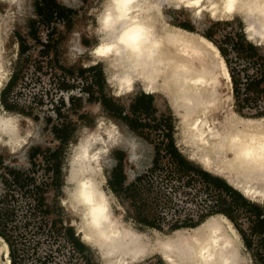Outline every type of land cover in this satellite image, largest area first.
<instances>
[{
	"label": "bare ground",
	"instance_id": "bare-ground-1",
	"mask_svg": "<svg viewBox=\"0 0 264 264\" xmlns=\"http://www.w3.org/2000/svg\"><path fill=\"white\" fill-rule=\"evenodd\" d=\"M21 1L0 0V91L8 75L7 28L16 20ZM165 8L183 9L193 22L222 21L239 11L246 38L255 45L264 43V0H100L88 32L74 31L70 39L77 51L86 52L87 63H102L106 87L113 95L138 85L157 103L171 106L184 154L216 168L243 192L256 187L257 197L264 198V132L260 131L264 122L244 120L238 126L232 115L224 125L216 122L219 106L230 108L233 97L226 61L204 34L170 25ZM107 17L112 19L101 26ZM85 34L92 37L90 46L77 40ZM129 35L136 39H127ZM120 125L98 118L93 128L80 134L67 156L61 205L97 262L146 264L148 253L164 264H250L242 239L225 215L207 219L191 234L180 229L164 234L155 228H148L149 233L122 217L102 175L111 146L122 142L129 158L137 155L134 139L124 135ZM22 128L19 113L0 109L1 148L10 153L21 150ZM19 156L23 158L21 152ZM0 264H10L8 244L1 236Z\"/></svg>",
	"mask_w": 264,
	"mask_h": 264
},
{
	"label": "rangeland",
	"instance_id": "rangeland-1",
	"mask_svg": "<svg viewBox=\"0 0 264 264\" xmlns=\"http://www.w3.org/2000/svg\"><path fill=\"white\" fill-rule=\"evenodd\" d=\"M99 1L56 0L61 6L74 10V13L63 11V15L58 14L48 25L36 13L35 3L41 2V0H22L16 20L12 21L7 28L5 48L9 76L7 75L4 79L1 88L6 85L13 74H17V76L5 98L0 95V109H5L4 101L19 108V112H15L20 114L23 127L21 133L24 132L25 140L21 145V150L17 152L10 153L11 150L8 151L6 147H0V198L4 196V199L0 200V211L8 212V215H3L0 220L10 230L17 264H99L93 251L81 242L74 227L70 225L69 218L61 205L67 156L80 134L93 128L98 118L107 117L112 122L121 124L120 126L124 128L122 133L128 134L134 139L137 154L135 158H129L127 148L122 142L111 146L106 158L108 164L106 172L105 170L102 172L106 188H108L107 180L110 172L117 164L123 173L124 184L133 181L137 175L152 167L153 158H156L155 144L162 141L160 132L163 130L162 127L157 128L158 130L155 132L152 130L151 133L138 130L136 122L122 117L116 111L111 113L102 106L98 100L101 90L96 88L98 80L101 79L95 77L96 72L104 70L102 63H87L86 52L77 51L74 48L75 43L70 37L75 36L74 31L80 29L88 32L87 28L93 20V10L99 5ZM164 13L167 15L170 25L180 27L184 25L201 34L207 33L225 49L227 48L225 44H230V40L227 38L239 33H242L244 38L249 41L244 32L245 20L239 11L226 20L200 19L197 22L189 20L183 9L165 8ZM31 23H34L35 36L40 43L28 33ZM17 32L25 39L27 45L25 54L19 52L18 40L15 36ZM49 34L50 37H48ZM77 40L85 46H90L93 42L92 37L86 34ZM44 44H47L48 47H44ZM53 48L55 55H53ZM255 48L261 59L255 58V53L239 47H236L237 53L230 49L226 51L234 74L238 76L236 78L243 79L242 81L248 78L254 94L261 90L255 85L253 79H256V73L264 68V43L255 45ZM54 60H57L58 63H55ZM91 65L94 66L89 68L88 66ZM60 66L65 69H61ZM66 69L71 70V73L66 72ZM79 70L84 72L82 76L78 74ZM103 75L104 79L100 82L103 85L102 93L113 99L108 102L113 103V108L127 109L140 94L148 93L135 85L131 88L132 91L115 96L106 87L104 71ZM148 96H151L150 104L146 105L149 112L155 114L156 117L165 118L167 122L163 124H170L172 138L182 158L195 167L205 169L211 175L226 180L247 200L259 205L264 214V198L257 197L256 187L243 192L216 168L211 165L205 166L184 154L181 141L175 135L177 133L176 120L171 106L165 101L157 103L151 94ZM257 105L262 109L264 107L263 100L257 101ZM251 110L244 108L240 113L233 93L230 108L225 104L219 106L217 114L219 117L216 122L224 125L226 124L224 119H228V116L232 115V118L236 117L240 122L237 124L238 126L242 124L241 121H246L245 123L248 124H256L260 121L262 124L264 116L243 115L249 111L253 112L254 107ZM260 123L258 124L261 125ZM260 131L264 132V127ZM60 138L65 141H61ZM35 148H38V151L33 153ZM20 152L23 154V158H20ZM30 158H34V165L31 164ZM53 158L61 161L60 175H56L52 170L55 161ZM158 158V165L149 175L153 185L160 188L159 196L157 194L156 197H159L161 203L156 205L155 209L158 216L163 218V221H160V231L168 234L180 229L191 234L207 219H212L211 217L214 219L216 214L217 216L221 214L209 215L206 207L211 200L213 201L221 195L226 200L228 204L226 206L234 218V222L228 219L239 239H242L240 232L246 235L249 246L247 247L243 240H241V245L244 253L249 257V263L264 264V224L254 222L256 218L254 209L232 199L222 191L215 190L211 184L203 182L201 178L191 172L178 173L167 155ZM3 177L7 181H3ZM5 182H7L6 185ZM40 185L44 187L45 205L42 206L37 205ZM254 189L256 192L253 191ZM116 199L119 203L117 211L122 213L125 220L131 222L138 229L152 232L147 226L137 222L128 199L118 196ZM165 201L167 203H164ZM199 214L208 216L195 226L175 229L169 226L168 222L176 217L190 220L187 223L190 225L196 222ZM71 233L74 236L73 242ZM77 240L83 245L81 246ZM146 262L147 264H162L156 255L146 256Z\"/></svg>",
	"mask_w": 264,
	"mask_h": 264
},
{
	"label": "trees",
	"instance_id": "trees-1",
	"mask_svg": "<svg viewBox=\"0 0 264 264\" xmlns=\"http://www.w3.org/2000/svg\"><path fill=\"white\" fill-rule=\"evenodd\" d=\"M36 7V13L39 18L43 20V22L47 23L48 25L53 21V19L56 18L58 14L63 15V11H66L67 13H74V10L70 8H66L64 6H61L56 2V0H41V2L35 3ZM62 10V11H61ZM188 30H193L192 28L181 26ZM29 35L35 37L34 39L39 42V39L35 36V29H34V23H31L30 29H29ZM204 36H206L208 39H210L212 42L215 43V45L220 50L221 54L223 55L232 79L233 84V93H234V99L236 102V106L241 113L244 108L246 110H250L254 107L253 112H246L243 113V115L246 116H264V107L261 109L259 105H257V101L260 102V100H263L264 103V68L261 69L259 73H256V79H253V82L257 87H260V91L256 92V94L253 93L251 86L249 85L250 82L248 78L239 79L236 78L238 76H235L233 68L231 66V61L227 58L226 51L228 49L234 50L236 53L238 52L236 47L242 48L248 52L255 53V58L259 57L255 45L251 42L247 41L242 33H239L237 35H234L233 37L227 38L230 40V44H225L227 47L226 49L223 48L221 44L213 40V38L207 34L203 33ZM17 40H18V49L21 54H25L27 51V45L25 42L24 37L20 33L15 34ZM51 35L49 34L48 37ZM40 43V42H39ZM44 47H48L47 44H44ZM233 51V52H234ZM53 55H55V50L53 48ZM261 59V58H260ZM55 63H58L57 60H54ZM94 65L88 66L89 68ZM61 69H65L62 66H60ZM68 73H71L69 69L65 70ZM96 72V70H93ZM84 72L82 70L78 71V74L80 76L83 75ZM17 74H13L9 80L7 81L6 85L1 89L0 95L5 98L6 93L10 90L12 85L14 84L16 80ZM96 78L101 79L98 80V84L96 85L97 90H101V96L98 98V100L101 102L102 106L110 111L111 113H114L116 111L117 114L121 115L122 117L127 118L130 121H134L137 123V129L141 131H149V133L152 132V130L155 132L159 129V127H162L163 130H160L161 132V138L162 141H158L155 144V157L153 158L152 167L148 168L145 172L137 175L133 181L124 184V176L123 173L120 170L119 165L117 164L114 168H112L109 178L107 180L108 188L112 191V193L115 196L128 199L130 202V205L132 207V211L135 215V218L138 223L147 226L148 228H155L160 230V221L163 219L162 217H159L157 214L156 205H159L161 201L159 200V197H156L157 194L159 196L160 188L156 185H153L152 180L150 178L149 173L152 172L156 166L158 165V160L160 156L167 155L171 163L174 165V169L178 172H191L202 179L203 182L207 184H211L215 190L222 191L224 194H227V196H231L232 199L240 201L242 204L249 206L250 208L254 209L255 211V220L254 222H260L261 224H264V214L262 212V209L259 205L254 204L247 200L237 189H235L232 185H230L226 180L219 176H213L211 175L207 170L195 167L194 165L190 164L187 160L182 158L180 153L178 152V149L174 143V140L172 138V132H171V126L170 124H163L167 122L165 118L162 117H156L155 114L150 113L149 109L146 105H149L151 100L148 96L150 94H140L135 100L129 105L127 109L123 108H113V103H108L109 101H113L111 97L106 96L104 93H102V87L103 85L100 84L102 82V79H104L103 71L101 70L99 72H96L95 75ZM250 81H252L250 79ZM98 91V93H99ZM108 97V98H107ZM4 107L5 110L15 112H19V108H17L14 104L7 103L4 101ZM158 128V129H157ZM61 141H65V139L60 138ZM35 151H38V148H35L33 150V153ZM55 159L52 170L56 175H60L61 169V161ZM34 158H30L31 164L34 165L35 162L33 161ZM11 171V170H9ZM13 173V172H9ZM23 173V172H19ZM26 175V173H25ZM3 181H7L5 177H3ZM7 182H5L6 185ZM40 193L38 196V202L37 205L42 206L45 205L44 200V187L40 185ZM155 190V191H154ZM153 194V195H151ZM4 196L0 198V200H3ZM214 201V202H213ZM211 200L210 204H208L207 207V213L209 215L215 214V213H221L225 215L227 218H229L232 222H234V218L231 216L230 211L228 210L227 202L224 198L219 195L215 200ZM164 203H167L166 201ZM164 205V204H162ZM226 206V208H225ZM3 215H8L7 211L1 212L0 211V219L3 217ZM208 215L207 214H199L196 222L192 223L190 225H187V223L190 221L188 219L182 220L178 217L171 219L169 221V226L172 229L179 228V227H191L195 226L198 223H200L202 220H204ZM163 221V220H162ZM2 225V226H1ZM10 230L6 228L5 225H3V222L0 220V236L7 242L8 248H9V257L11 264H17L16 262V255H15V246L14 241L12 240L11 234L9 233ZM264 233V232H263ZM72 235V242L74 241V236ZM241 238L245 245L248 247L249 244L246 240V235L243 232H240ZM69 237V236H68ZM78 243L82 246L83 244L77 240Z\"/></svg>",
	"mask_w": 264,
	"mask_h": 264
},
{
	"label": "clouds",
	"instance_id": "clouds-1",
	"mask_svg": "<svg viewBox=\"0 0 264 264\" xmlns=\"http://www.w3.org/2000/svg\"><path fill=\"white\" fill-rule=\"evenodd\" d=\"M111 19H112L111 17H107L106 19H102V20L100 21L101 26H105V25H107V23H108L109 20H111ZM127 39H129V40H135L136 37H135L134 35H129V36H127Z\"/></svg>",
	"mask_w": 264,
	"mask_h": 264
},
{
	"label": "crops",
	"instance_id": "crops-1",
	"mask_svg": "<svg viewBox=\"0 0 264 264\" xmlns=\"http://www.w3.org/2000/svg\"><path fill=\"white\" fill-rule=\"evenodd\" d=\"M10 25H11V23H10L8 26H10ZM0 32L3 33V31H1V30H0ZM2 33H0V34H2ZM23 142H24V141H23ZM147 249H148V248H147ZM147 254H148V253H145L146 256H148ZM146 256H145V257H146ZM152 256H153V255H152ZM145 257H144V259H145ZM157 257H158V256H157ZM158 259H160L161 263L164 264V263L162 262V260H161L160 257H158ZM146 264H147V262H146Z\"/></svg>",
	"mask_w": 264,
	"mask_h": 264
}]
</instances>
